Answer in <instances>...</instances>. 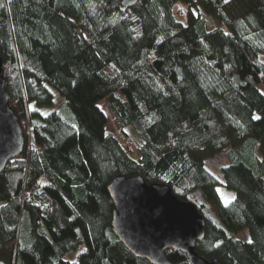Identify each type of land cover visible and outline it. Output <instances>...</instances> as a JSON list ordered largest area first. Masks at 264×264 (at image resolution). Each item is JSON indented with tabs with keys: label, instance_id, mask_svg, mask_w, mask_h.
Masks as SVG:
<instances>
[{
	"label": "trees",
	"instance_id": "16d2710c",
	"mask_svg": "<svg viewBox=\"0 0 264 264\" xmlns=\"http://www.w3.org/2000/svg\"><path fill=\"white\" fill-rule=\"evenodd\" d=\"M0 58L25 140L0 172V262L151 264L111 230L108 184L140 175L196 206L199 255L264 264V0H0Z\"/></svg>",
	"mask_w": 264,
	"mask_h": 264
},
{
	"label": "water",
	"instance_id": "95a60500",
	"mask_svg": "<svg viewBox=\"0 0 264 264\" xmlns=\"http://www.w3.org/2000/svg\"><path fill=\"white\" fill-rule=\"evenodd\" d=\"M138 0H121L125 7ZM21 123L9 104L0 58V172L21 155ZM113 203L111 230L130 253L151 264H173L166 250L180 251L189 264H221L198 254L204 237V218L190 201L179 199L166 184L145 182L140 175H117L107 186ZM3 264V262H0Z\"/></svg>",
	"mask_w": 264,
	"mask_h": 264
},
{
	"label": "rangeland",
	"instance_id": "374dc122",
	"mask_svg": "<svg viewBox=\"0 0 264 264\" xmlns=\"http://www.w3.org/2000/svg\"><path fill=\"white\" fill-rule=\"evenodd\" d=\"M260 90H262V92L264 93V87L260 86ZM58 96V95H57ZM58 101V97L56 98V100L54 101V106H57V102ZM98 107L102 110V112L105 115V119H106V123H105V130L107 132H111L115 135H117L119 137V130H118V126L117 123L113 117V115L111 114V112L109 111L105 100L99 101L98 102ZM60 114H62V112L58 109H56ZM63 116V114H62ZM64 117V116H63ZM120 140L122 141V144L125 147L131 148L132 152H133V156L134 157H138V153L135 149L134 143L132 142V140L130 139H123L120 138ZM225 159L223 157L222 154L217 155L215 157L210 158L207 163H206V167L209 171H211L212 173H214L215 175L220 177V166L225 164ZM217 191L223 201V203H229L233 197L235 196L234 192L231 190L226 189L224 186L219 185L217 187ZM238 237H240L241 239L244 240H249V234L247 232V230H242L241 232L238 233ZM84 246H82L77 252H71L66 256V259L68 260H77L79 254L83 251Z\"/></svg>",
	"mask_w": 264,
	"mask_h": 264
},
{
	"label": "snow or ice",
	"instance_id": "6c2138e0",
	"mask_svg": "<svg viewBox=\"0 0 264 264\" xmlns=\"http://www.w3.org/2000/svg\"><path fill=\"white\" fill-rule=\"evenodd\" d=\"M228 2V0H225V3H227ZM256 117H254V119H255Z\"/></svg>",
	"mask_w": 264,
	"mask_h": 264
}]
</instances>
